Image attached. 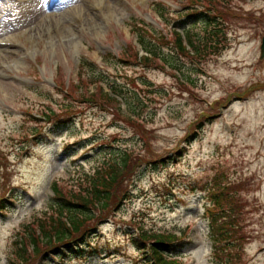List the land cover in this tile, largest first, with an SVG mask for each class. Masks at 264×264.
Wrapping results in <instances>:
<instances>
[{"label":"rangeland","instance_id":"1","mask_svg":"<svg viewBox=\"0 0 264 264\" xmlns=\"http://www.w3.org/2000/svg\"><path fill=\"white\" fill-rule=\"evenodd\" d=\"M236 3L247 13L244 20H232L228 46L198 68L179 60L178 77L190 81L184 89L165 71L124 66L102 55L117 54L133 36L131 27L142 20L155 23L156 12L173 23L169 11H189V0H0V172L12 187L7 196L15 199L0 212V264H12L14 236L47 205L53 179L70 182L138 145L136 128L94 105L81 104V112L62 126L58 118L51 123L41 118L46 110L71 104V95L57 83L71 89V82H79V68L87 80L103 78L105 90L113 84L124 101H137L140 130L147 129L151 148L163 154L173 151L188 124L212 101L254 82L263 90L245 99L219 100L225 106L179 160L133 174L131 197L103 220L81 252L62 258L57 251L32 264H144L142 250L132 240L136 230L131 221L147 231L184 234L185 247L176 257L185 264H215L205 190L218 173L254 178L256 189L247 196L256 210L249 218L246 264H264V0ZM154 26L159 45H170L172 34ZM192 26L203 31L201 23ZM121 107L127 112L125 102Z\"/></svg>","mask_w":264,"mask_h":264},{"label":"trees","instance_id":"2","mask_svg":"<svg viewBox=\"0 0 264 264\" xmlns=\"http://www.w3.org/2000/svg\"><path fill=\"white\" fill-rule=\"evenodd\" d=\"M193 5L189 11H183L186 17L184 24L201 22L203 32H198L192 25L183 30L185 41L189 46L186 49L182 42L180 32L173 30L175 49L171 56L160 54L171 68L177 63L179 53L186 55L193 63H200L216 55L226 45V31L232 20H244L242 13L238 11L236 0H189ZM161 10V9H159ZM162 16V15H160ZM155 34H158L155 31ZM139 38L143 37L138 32ZM161 35V34H160ZM142 49L155 55L156 47L145 41ZM109 55L124 65L143 64L163 68L147 56L138 57L132 45L127 46L119 55ZM165 70V69H164ZM78 85L82 89L75 90L76 83L71 82V89H65L64 85L57 83L61 90L71 95L74 104L81 103L97 105L100 109L109 111L129 126L137 129L135 135L138 145L135 148L124 149L118 158H111L98 165L92 171L78 174L72 181L62 182L54 180L51 185L52 194L49 195L47 205L33 219L22 225L21 231L15 236L14 251L10 257L12 264H30L37 257H47L58 250L65 256L67 252L76 250V247L85 243L87 238L97 230V225L118 211L132 194L130 184L133 174L143 166L162 164L169 159V155L162 156L151 148L147 138V129L140 130L141 124L137 117L121 112L120 98L123 97L121 90L112 85V90L118 95H112L100 85L91 91L86 86L89 82L79 68ZM79 88V87H77ZM258 85H252L245 91V95L258 89ZM68 104L59 109L42 112L41 118L47 123L54 122L58 118L57 125H65L76 116L78 108ZM130 106V105H129ZM138 106L134 103L128 109L137 114ZM209 113H203L194 122L192 132H198ZM149 132H152L149 129ZM194 135V134H193ZM186 137V136H185ZM193 136H187L185 141ZM146 151L145 154H141ZM184 151V148L176 150L172 156L174 160ZM5 176V175H4ZM5 182L0 183L3 189L0 191V210L4 209L5 202L11 204L6 198ZM244 189L243 181L228 180L223 184L221 180H215L208 190L212 207L209 213L210 232L213 245V259L216 264H244L243 245L249 237L247 224L242 220V212L247 202L241 192ZM137 234L133 235L135 244L143 247L146 264H184L172 257L170 252L182 247L181 235L172 232L144 231L135 222Z\"/></svg>","mask_w":264,"mask_h":264},{"label":"water","instance_id":"3","mask_svg":"<svg viewBox=\"0 0 264 264\" xmlns=\"http://www.w3.org/2000/svg\"><path fill=\"white\" fill-rule=\"evenodd\" d=\"M262 49L264 51V38H263V42H262Z\"/></svg>","mask_w":264,"mask_h":264},{"label":"bare ground","instance_id":"4","mask_svg":"<svg viewBox=\"0 0 264 264\" xmlns=\"http://www.w3.org/2000/svg\"><path fill=\"white\" fill-rule=\"evenodd\" d=\"M76 62H78V59L76 60Z\"/></svg>","mask_w":264,"mask_h":264}]
</instances>
